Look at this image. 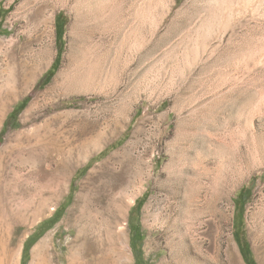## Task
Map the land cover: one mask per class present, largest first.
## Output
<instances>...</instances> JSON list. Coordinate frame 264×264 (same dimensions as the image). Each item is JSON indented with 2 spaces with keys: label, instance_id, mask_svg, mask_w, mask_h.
<instances>
[{
  "label": "rangeland",
  "instance_id": "rangeland-1",
  "mask_svg": "<svg viewBox=\"0 0 264 264\" xmlns=\"http://www.w3.org/2000/svg\"><path fill=\"white\" fill-rule=\"evenodd\" d=\"M0 20V150L32 137L0 162V264H41L43 240L69 264V210L120 197L125 264L166 255L153 213L205 225L210 197L215 264H264V0H0Z\"/></svg>",
  "mask_w": 264,
  "mask_h": 264
},
{
  "label": "bare ground",
  "instance_id": "bare-ground-1",
  "mask_svg": "<svg viewBox=\"0 0 264 264\" xmlns=\"http://www.w3.org/2000/svg\"><path fill=\"white\" fill-rule=\"evenodd\" d=\"M12 141L14 144L6 145L5 151L0 150V162L4 163L7 156L21 157V150L17 145L29 144L32 137L30 133L21 130L14 135ZM117 201L119 206L110 212L101 208H92L87 204L77 208L74 205L69 210L67 221L75 228V234L69 242V264H125L127 248L122 220L127 202L123 197L118 198ZM207 201L210 217L205 225L201 220L203 209L200 208L194 220L190 221L178 220V217L174 219L166 208L152 214L153 222L157 227L155 237L162 239L158 245L166 249V255L158 264L216 263L218 242L216 204L215 199L211 197ZM100 207L104 206L100 205ZM205 240L206 246L203 243ZM48 248V241H41L33 250V260H39L41 264H51ZM203 248H206L208 262L204 260ZM236 263L240 264L238 261Z\"/></svg>",
  "mask_w": 264,
  "mask_h": 264
},
{
  "label": "trees",
  "instance_id": "trees-1",
  "mask_svg": "<svg viewBox=\"0 0 264 264\" xmlns=\"http://www.w3.org/2000/svg\"><path fill=\"white\" fill-rule=\"evenodd\" d=\"M61 17L62 16H61L60 13L57 14V16H56V22H55V24H56V28H55V30H56V40H57L58 43H61L62 31H63V28L65 26V20H63V18H61ZM1 28L2 27H1V20H0V29ZM59 55H60V52L57 54L55 60L53 61L51 67L49 68V70H47V72L41 78V83L42 84H44V85L47 84L49 82V80L51 79V77L53 76V73H54V71L56 69V66L58 64ZM26 103H27V98L26 99H23L21 102H19L15 106V108L11 111V113L9 115L10 116H16L25 107ZM242 191H243V189H241L239 191L238 199H240L242 197L241 196L242 195ZM249 196L250 195H246V197H244V199L241 201L240 204L246 203V201L249 199ZM144 197L145 196H143V198ZM142 199L138 202V205L141 204ZM58 218H59V216H57L55 219H51V220L44 221L39 226V229H42V231H43V227L44 226H45V228L52 226L58 220ZM31 244H32V241L30 239L26 241L25 248H24V253L30 248ZM244 257L247 260V263L248 264H251L250 260L246 256H244Z\"/></svg>",
  "mask_w": 264,
  "mask_h": 264
}]
</instances>
